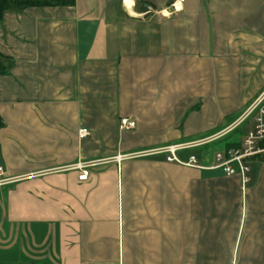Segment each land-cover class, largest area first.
<instances>
[{
    "label": "crops",
    "instance_id": "1",
    "mask_svg": "<svg viewBox=\"0 0 264 264\" xmlns=\"http://www.w3.org/2000/svg\"><path fill=\"white\" fill-rule=\"evenodd\" d=\"M7 1L62 4L0 22V264H264V156L213 169L264 93V0Z\"/></svg>",
    "mask_w": 264,
    "mask_h": 264
},
{
    "label": "built area",
    "instance_id": "2",
    "mask_svg": "<svg viewBox=\"0 0 264 264\" xmlns=\"http://www.w3.org/2000/svg\"><path fill=\"white\" fill-rule=\"evenodd\" d=\"M185 0H179V3H183ZM177 4L172 5V11L178 12ZM250 122V129L247 131L245 138L238 147L229 149L223 153L216 155V166L213 169H220L226 176L240 175L243 185L246 186L250 179L248 174L250 173L249 161L261 156H264V93L254 102L251 106L242 114L237 122V127ZM121 129L131 130L135 129L137 124L135 121L124 118L121 120ZM90 136V132L87 129H81L79 131V137L81 139ZM178 151L177 147H172L166 150L169 154L167 158L168 162H179L176 157ZM181 164V163H180ZM188 167H198V161L195 157H191L187 164ZM84 168H80L83 170ZM88 174L84 173L80 177V181H86ZM13 183L11 179L5 178L3 169L0 168V187Z\"/></svg>",
    "mask_w": 264,
    "mask_h": 264
},
{
    "label": "trees",
    "instance_id": "3",
    "mask_svg": "<svg viewBox=\"0 0 264 264\" xmlns=\"http://www.w3.org/2000/svg\"><path fill=\"white\" fill-rule=\"evenodd\" d=\"M62 2L51 1H7L0 0V22L3 19V15L9 10H25L32 7H51L58 6ZM12 59L6 57L0 53V76H7L12 69Z\"/></svg>",
    "mask_w": 264,
    "mask_h": 264
},
{
    "label": "rangeland",
    "instance_id": "4",
    "mask_svg": "<svg viewBox=\"0 0 264 264\" xmlns=\"http://www.w3.org/2000/svg\"><path fill=\"white\" fill-rule=\"evenodd\" d=\"M250 127H251L250 122L243 124L240 128L241 134L246 135V133H247L248 129H250ZM235 135H236V132L233 134V136H235Z\"/></svg>",
    "mask_w": 264,
    "mask_h": 264
}]
</instances>
